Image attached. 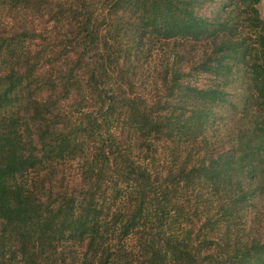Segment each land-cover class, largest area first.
Returning <instances> with one entry per match:
<instances>
[{"label": "trees", "instance_id": "1", "mask_svg": "<svg viewBox=\"0 0 264 264\" xmlns=\"http://www.w3.org/2000/svg\"><path fill=\"white\" fill-rule=\"evenodd\" d=\"M260 2L0 0V264H264Z\"/></svg>", "mask_w": 264, "mask_h": 264}, {"label": "rangeland", "instance_id": "2", "mask_svg": "<svg viewBox=\"0 0 264 264\" xmlns=\"http://www.w3.org/2000/svg\"><path fill=\"white\" fill-rule=\"evenodd\" d=\"M259 12H260V16L262 17V18H264V0H261V2H260V5H259ZM1 13H2V10H1ZM0 18H1V16H0ZM154 67V65H152V68ZM150 75L152 76V75H154V73H153V69H151V71H150Z\"/></svg>", "mask_w": 264, "mask_h": 264}]
</instances>
